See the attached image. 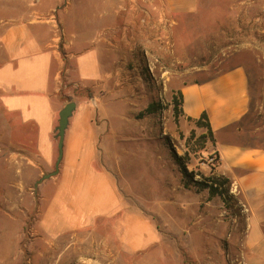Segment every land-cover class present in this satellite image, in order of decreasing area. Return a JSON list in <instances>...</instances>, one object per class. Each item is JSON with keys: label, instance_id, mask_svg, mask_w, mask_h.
Segmentation results:
<instances>
[{"label": "crops", "instance_id": "crops-1", "mask_svg": "<svg viewBox=\"0 0 264 264\" xmlns=\"http://www.w3.org/2000/svg\"><path fill=\"white\" fill-rule=\"evenodd\" d=\"M137 3L73 0L61 9V0L49 5L40 0L38 12L59 8L61 36L48 21L33 24L21 17L12 23L6 19L1 28L0 109L12 131L22 134L20 150L32 165L24 168L30 180L53 170L58 114L75 102L58 172L38 186L43 188L38 225L53 239L69 236L83 246L101 228L108 230L105 246L131 252L159 241L153 223L123 206L120 165H113L112 158L131 135H124L122 125L115 129L114 120L122 123L129 114L123 103L131 93L127 67L146 62L142 49L151 56L165 52L156 36L175 35L179 20L197 13L201 1L157 0V12L171 27L159 19L149 34L138 29L131 36L125 27ZM176 90L183 119L206 113L217 159L212 174L229 180L231 194L244 208L243 263L264 264V145L250 125L245 68L237 65L205 81L181 82Z\"/></svg>", "mask_w": 264, "mask_h": 264}, {"label": "rangeland", "instance_id": "rangeland-1", "mask_svg": "<svg viewBox=\"0 0 264 264\" xmlns=\"http://www.w3.org/2000/svg\"><path fill=\"white\" fill-rule=\"evenodd\" d=\"M39 1L0 0V34L6 19L20 17L33 24L48 21L56 33L51 18L57 20L59 8L38 12ZM72 1L61 0L60 8ZM200 1L197 13L179 20L165 52L149 56L152 70L146 63L127 67L131 93L123 103L129 114L122 123L114 120L115 129L122 125L124 135H131L112 158L120 165L123 206L153 223L159 241L131 252L105 246L107 229H97L83 246L43 232L38 225L43 188H34L40 178L30 180L24 171L32 165L20 150L22 134L12 131L0 109V264H244L246 214L230 188L223 202L183 185L181 166L202 180L217 177L212 174L217 160L209 162L214 142L205 129L175 116L173 98L181 82L205 81L243 66L251 129L257 128V141L264 145V0ZM151 103L155 112L145 114Z\"/></svg>", "mask_w": 264, "mask_h": 264}, {"label": "trees", "instance_id": "trees-1", "mask_svg": "<svg viewBox=\"0 0 264 264\" xmlns=\"http://www.w3.org/2000/svg\"><path fill=\"white\" fill-rule=\"evenodd\" d=\"M177 95V98H173V110L175 116L181 115V96L179 93ZM154 112L155 108L153 103L149 104L144 110L145 114H152ZM193 122L196 127H203L206 131L209 141L214 142L213 133L209 127L208 117L206 113H202L200 117L196 120H193ZM173 156L174 159L179 162L180 158H178L176 154H173ZM215 160H217L216 157ZM180 172L183 175V185L185 188L193 186L197 191L207 190L211 197L218 196L219 198L223 199V202H226L225 196L228 194L230 188V182L228 179L222 176H217L202 180H194L193 172L188 173L185 166L180 167Z\"/></svg>", "mask_w": 264, "mask_h": 264}, {"label": "built area", "instance_id": "built-area-1", "mask_svg": "<svg viewBox=\"0 0 264 264\" xmlns=\"http://www.w3.org/2000/svg\"><path fill=\"white\" fill-rule=\"evenodd\" d=\"M156 1L157 0H137V9L133 12L132 14V20L130 22V25H128L127 27H125V32L128 34L135 35L137 33V30H144L145 33L149 34L150 31H153L154 29H156L155 26V21H160V24L166 25L167 27H171L172 22L165 20L163 18V15L161 12H157L156 10ZM52 22L54 23V28L56 29V34L60 35L62 34L61 30H59L58 28V23L56 18L52 17ZM170 39V35H167L165 37H159L156 36V40L160 43V47L166 48L169 44V40ZM143 55L146 58V65L148 69L152 70V65L153 62L149 60V56L151 54H149V52H147L146 50H143ZM144 63V65H145ZM93 107H95V102H92ZM216 161L215 157H211L209 159V162H213Z\"/></svg>", "mask_w": 264, "mask_h": 264}, {"label": "water", "instance_id": "water-1", "mask_svg": "<svg viewBox=\"0 0 264 264\" xmlns=\"http://www.w3.org/2000/svg\"><path fill=\"white\" fill-rule=\"evenodd\" d=\"M74 109H75V102L69 101L58 114L59 118H58V124L56 127V134H55V138L57 140V158H56V161L54 163L53 170L49 173L43 174L40 177V179L35 182V184H34L35 189H37L38 185L41 182L55 176L58 172L59 163L61 161L62 152H63L64 132H65V129L68 125V120L71 117Z\"/></svg>", "mask_w": 264, "mask_h": 264}]
</instances>
